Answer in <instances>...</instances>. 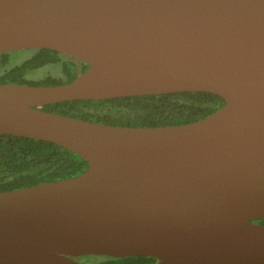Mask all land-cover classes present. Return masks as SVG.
<instances>
[{"label": "water", "instance_id": "1", "mask_svg": "<svg viewBox=\"0 0 264 264\" xmlns=\"http://www.w3.org/2000/svg\"><path fill=\"white\" fill-rule=\"evenodd\" d=\"M36 49L87 69L58 86L0 84V135L87 168L0 191V264H264V0H0V54ZM183 92L224 105L158 127L43 110Z\"/></svg>", "mask_w": 264, "mask_h": 264}, {"label": "trees", "instance_id": "2", "mask_svg": "<svg viewBox=\"0 0 264 264\" xmlns=\"http://www.w3.org/2000/svg\"><path fill=\"white\" fill-rule=\"evenodd\" d=\"M48 67L40 77L36 70ZM75 64L60 60L48 49L0 54V84L58 86L75 79ZM87 69V66H86ZM52 71H57L54 74ZM73 71V72H71ZM224 105L210 93H173L102 101L75 100L51 104L44 111L75 119L120 127H158L189 124ZM87 164L74 153L49 142L0 135V191L34 186L80 175ZM264 226V220L258 221ZM82 258V257H81ZM80 258H75V260ZM88 264H152L150 257L104 259Z\"/></svg>", "mask_w": 264, "mask_h": 264}, {"label": "flooded vegetation", "instance_id": "3", "mask_svg": "<svg viewBox=\"0 0 264 264\" xmlns=\"http://www.w3.org/2000/svg\"><path fill=\"white\" fill-rule=\"evenodd\" d=\"M22 51H28V50H22ZM20 51V52H22ZM18 51H15V52H10V53H16ZM4 54H7V53H4ZM58 54V53H57ZM59 57H60V60H66V61H70L72 63L75 64V69H73L75 75L77 76L78 74H81L83 73L85 70H86V66L82 63H78L76 62L75 60H73L70 56L68 55H63V54H58ZM71 71V72H73ZM75 76V77H76ZM84 258H80V259H77L76 261L80 262V263H84V264H88V263H85V261H83ZM87 261V259H85ZM92 261V260H91Z\"/></svg>", "mask_w": 264, "mask_h": 264}, {"label": "rangeland", "instance_id": "4", "mask_svg": "<svg viewBox=\"0 0 264 264\" xmlns=\"http://www.w3.org/2000/svg\"><path fill=\"white\" fill-rule=\"evenodd\" d=\"M18 52H20V51H18ZM46 69H47L48 71H51L48 67H46V68H43V69L36 70L35 72L32 73V76H33V77H40V76L42 75V73H43ZM52 72H53L54 74H56L57 71H52ZM82 258H84L83 261H85V263H89V261L92 260L91 257H82ZM85 259H87V261H86ZM92 261H93V260H92Z\"/></svg>", "mask_w": 264, "mask_h": 264}]
</instances>
